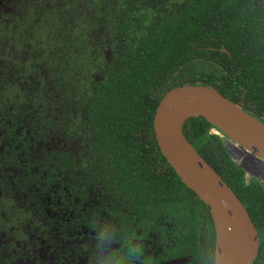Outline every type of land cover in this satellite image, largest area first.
I'll return each instance as SVG.
<instances>
[{"label":"trees","instance_id":"1","mask_svg":"<svg viewBox=\"0 0 264 264\" xmlns=\"http://www.w3.org/2000/svg\"><path fill=\"white\" fill-rule=\"evenodd\" d=\"M237 1L47 0L45 17L33 30V40L45 34L46 41L35 47L47 62V84L42 91L43 78H39L41 84L32 95V106L42 105L46 116L42 127L56 128L55 106L62 89L65 101L78 104L96 125L99 143L94 146V157L87 158V166H93L111 193L129 201V210L138 215L148 214L153 207L169 208L172 205L164 207L168 201H182L192 203L184 207V213L202 208L212 217L206 204L182 182L156 140L154 117L168 91L187 84L215 87L264 122V40L251 28L258 23L255 19L264 23V17L254 15L259 10L256 6L237 5ZM222 7L254 19L222 20ZM259 14L264 16V11ZM107 39L110 61L101 53ZM231 55L247 66L246 76L235 79L232 72L224 73L209 61L225 58L223 66L231 65ZM214 129L219 131L200 118L184 125L189 142L249 212L261 240L254 264H264V185L256 178L247 179L228 150V138ZM45 167L49 182L57 171L62 172L64 187L74 188L73 181L80 180L75 160L62 154L48 159ZM215 239L216 234L210 238ZM193 242L198 244L197 239Z\"/></svg>","mask_w":264,"mask_h":264},{"label":"flooded vegetation","instance_id":"2","mask_svg":"<svg viewBox=\"0 0 264 264\" xmlns=\"http://www.w3.org/2000/svg\"><path fill=\"white\" fill-rule=\"evenodd\" d=\"M247 1L235 3L256 6L254 15L264 17V0ZM46 5L47 0H0V264H215L216 239L210 238L216 230L204 209L184 213L192 203L168 201L169 208L138 215L87 166L99 143L96 125L78 104L65 101L62 89L56 128L42 127L46 116L42 105L32 106V95L39 78L42 91L47 84V62L37 49L46 41L45 34L33 40V30ZM219 13L222 20L254 19L225 7ZM255 20L251 28L264 40V23ZM107 41L100 52L110 61ZM221 50L227 51L225 44ZM230 57L231 65L223 66L225 58L209 61L235 79L246 76L247 66ZM61 154L78 165L74 188L64 187L61 171L48 181L47 160Z\"/></svg>","mask_w":264,"mask_h":264},{"label":"water","instance_id":"3","mask_svg":"<svg viewBox=\"0 0 264 264\" xmlns=\"http://www.w3.org/2000/svg\"><path fill=\"white\" fill-rule=\"evenodd\" d=\"M191 118L208 121L228 138V150L230 145H237L262 165L264 122L225 97L217 88L201 84H187L168 91L154 117L161 152L182 182L206 204L213 218L215 264H254L261 245L258 230L236 193L186 137L184 125ZM239 165L246 174L252 170L251 166ZM181 262L175 260L167 264Z\"/></svg>","mask_w":264,"mask_h":264},{"label":"rangeland","instance_id":"4","mask_svg":"<svg viewBox=\"0 0 264 264\" xmlns=\"http://www.w3.org/2000/svg\"><path fill=\"white\" fill-rule=\"evenodd\" d=\"M214 131L216 132V130H213V132ZM227 142L229 143V141H227ZM229 147H230L229 150L231 152V156L234 160H236L239 164L243 163L247 167H249V166L252 167V170L248 171V173H247V179L250 180L251 178H256L264 185V167L253 164L255 159L252 158L251 156H249L239 146H237V145L231 146L230 145ZM250 157H251V159H250ZM252 160H253V162H252Z\"/></svg>","mask_w":264,"mask_h":264},{"label":"bare ground","instance_id":"5","mask_svg":"<svg viewBox=\"0 0 264 264\" xmlns=\"http://www.w3.org/2000/svg\"><path fill=\"white\" fill-rule=\"evenodd\" d=\"M250 159H251V157H250ZM249 161H250V160H249ZM252 162H253V160H252ZM254 162H255V164H257V165L264 167L262 164H260V163H256L257 161L254 160Z\"/></svg>","mask_w":264,"mask_h":264},{"label":"built area","instance_id":"6","mask_svg":"<svg viewBox=\"0 0 264 264\" xmlns=\"http://www.w3.org/2000/svg\"><path fill=\"white\" fill-rule=\"evenodd\" d=\"M215 132V131H214ZM216 133L220 134L219 131H216Z\"/></svg>","mask_w":264,"mask_h":264},{"label":"clouds","instance_id":"7","mask_svg":"<svg viewBox=\"0 0 264 264\" xmlns=\"http://www.w3.org/2000/svg\"><path fill=\"white\" fill-rule=\"evenodd\" d=\"M215 130V129H214ZM220 133V132H219ZM213 219V218H212Z\"/></svg>","mask_w":264,"mask_h":264}]
</instances>
